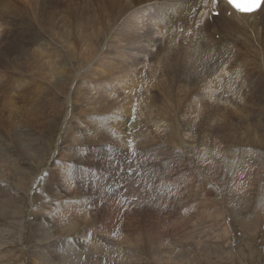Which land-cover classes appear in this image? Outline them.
Returning a JSON list of instances; mask_svg holds the SVG:
<instances>
[{"label": "rangeland", "instance_id": "obj_1", "mask_svg": "<svg viewBox=\"0 0 264 264\" xmlns=\"http://www.w3.org/2000/svg\"><path fill=\"white\" fill-rule=\"evenodd\" d=\"M171 1L121 0L119 11L105 0H2L0 264H264V29L226 36L214 17L216 41L207 9L184 27L160 17ZM201 41L215 80L199 60L186 65ZM168 50L160 89L163 73L151 71ZM130 90L142 103L125 104Z\"/></svg>", "mask_w": 264, "mask_h": 264}, {"label": "bare ground", "instance_id": "obj_2", "mask_svg": "<svg viewBox=\"0 0 264 264\" xmlns=\"http://www.w3.org/2000/svg\"><path fill=\"white\" fill-rule=\"evenodd\" d=\"M91 2V1H93L94 2V4H95V1L94 0H88V2ZM105 1H109V5L110 6H107L108 7V9L111 7V9H114V10H122V5L121 4H119L120 2H121V0H105ZM133 1H135V0H133ZM222 0H220L219 2H221ZM93 2H92V5H93ZM137 2V1H136ZM223 3H225L224 1H222ZM153 3V2H152ZM4 4L6 5V6H8V3L7 2H5L4 1ZM4 4H3V2H2V0L0 1V7H1V9H0V15H4V14H6L8 11L4 8ZM88 4V3H87ZM90 4V3H89ZM107 4V5H108ZM115 4V5H114ZM154 4V3H153ZM159 4V7H161L162 5H164V7L162 8V9H159V7L157 6V10H159V15H160V12L162 13L161 15H160V17L161 16H163L162 18L165 20V21H168V22H170V24H171V22H177L178 24H179V26H181V27H184V26H186V25H188V24H191V21H192V19L193 20H196V19H198L199 17H197V13H199V12H196V11H198L199 9H203V7H205V6H207V0H172L170 3H166L165 2V4H160V3H158ZM91 5V4H90ZM119 5H121V7L119 6ZM148 6V5H147ZM106 7V8H107ZM120 7V8H119ZM130 7L131 8H133V6H131V5H129L128 4V10L130 9ZM138 7V6H137ZM149 7V6H148ZM152 8V7H151ZM219 10H220V13L219 14H221V7H220V3L218 4V7H217ZM149 9V8H148ZM264 8H261V11L260 12H258V14H263V12H264V10H263ZM140 10V9H139ZM85 11V10H84ZM109 11V10H108ZM141 11V10H140ZM139 11V12H140ZM202 11V10H201ZM203 11H204V9H203ZM56 11H53V12H51L50 14V16L47 18L48 20L49 19H52L53 21H56L55 19H57L56 18V15L54 14ZM86 12V11H85ZM129 12H131V11H127V13H129ZM154 12V11H153ZM228 12H230V14L231 13H236V11H234V10H232L229 6H228V10H227V13ZM111 13V12H110ZM148 13V12H147ZM155 13H156V11H155ZM154 13V14H155ZM27 14V13H26ZM114 14H115V12H114ZM29 15V14H28ZM55 15V16H54ZM83 15V14H82ZM88 15V14H87ZM87 15H86V17H87ZM156 15V14H155ZM83 16H85V15H83ZM82 16V17H83ZM147 16V15H146ZM199 16V15H198ZM256 16H257V14H255V15H241V14H236L235 16H231V17H226L225 15L224 16H219V17H216V18H220V19H222L223 21H224V23L226 24L224 27H223V29H228V30H230V31H227V30H224L225 31V35L226 36H228V35H231L232 34V32H236L238 29H242V30H245V31H252V32H258L257 34L259 35V33L261 32V30H263L264 29V20H263V18L264 17H261V19H258L256 22H252V21H254L255 20V18H256ZM2 17V16H1ZM1 17H0V20H1ZM23 17H26V16H23ZM29 17H30V15H29ZM89 17V16H88ZM88 17H87V19H88ZM92 17V16H91ZM96 17V16H95ZM129 17V16H128ZM133 17V16H132ZM135 17V16H134ZM100 18V17H99ZM26 19V18H25ZM86 19V18H85ZM130 19V18H129ZM47 20V21H48ZM84 20V19H83ZM89 20V19H88ZM87 20V21H88ZM92 20H94L95 21V19H92ZM113 20V19H112ZM124 20V19H123ZM131 20V19H130ZM43 21V20H42ZM87 21H85V22H87ZM98 21V20H97ZM100 21V20H99ZM98 21V22H99ZM121 21V20H120ZM132 21V20H131ZM147 21V20H146ZM164 21V22H165ZM92 22V21H91ZM101 22V21H100ZM143 22V21H142ZM157 22V21H156ZM104 23V22H103ZM109 23H110V21H109ZM113 23V22H112ZM111 23V24H112ZM119 23V22H118ZM117 23V24H118ZM121 23V22H120ZM129 23V22H128ZM132 23V22H131ZM158 23V22H157ZM0 24H1V22H0ZM93 24H96V23H94L93 22ZM133 24V23H132ZM159 24V26L161 27H163V25L161 24V23H158ZM157 24V25H158ZM170 24H168V25H170ZM173 24V23H172ZM197 24V23H196ZM84 25V24H83ZM90 25V24H89ZM88 25V26H89ZM91 25H92V23H91ZM104 25V24H103ZM107 25H108V23H107ZM131 25V24H130ZM146 25V24H145ZM151 25V24H150ZM155 25V24H154ZM157 25H155V26H153V24L151 25V26H153V27H156ZM194 25H195V23H194ZM194 25H193V27H194ZM88 26H87V28H88ZM96 26V25H95ZM102 26V25H101ZM100 26V27H101ZM112 26H113V24H112ZM173 26H174V24L172 25V27H170V28H173ZM89 27H91V26H89ZM102 27H104V26H102ZM114 27V26H113ZM175 27V26H174ZM176 27H177V25H176ZM189 27V26H188ZM207 27V26H206ZM12 28L14 29V26H12ZM29 27L28 26H26L25 28H23L24 30H26L27 32L30 30L31 31V29H28ZM85 28H86V26H85ZM112 28V27H111ZM115 28V27H114ZM127 28H130V27H127ZM192 28V27H191ZM91 29V28H90ZM93 29V28H92ZM91 29V30H92ZM95 29V28H94ZM99 29V28H98ZM98 29H96V31L98 30ZM102 29V28H101ZM113 29V28H112ZM126 29V28H125ZM156 29H157V27H156ZM84 30V29H83ZM87 30V29H86ZM89 30V29H88ZM91 30H89V32L91 31ZM105 30V29H104ZM111 30V29H110ZM128 30V29H127ZM132 30V29H131ZM192 30H194V29H192ZM26 31H24V32H26ZM94 32H95V30H93ZM99 31V30H98ZM113 31V30H112ZM88 32V33H89ZM93 32V33H94ZM100 32V31H99ZM130 32V31H129ZM176 32H178V31H176ZM203 32V31H202ZM84 33V32H83ZM93 33H91V34H93ZM98 33V32H97ZM131 33V32H130ZM174 33V32H173ZM105 34V33H104ZM126 34V33H125ZM129 34V33H128ZM202 34V33H201ZM106 35V34H105ZM180 35V34H179ZM178 35V36H179ZM196 35H198V34H196ZM195 35V36H196ZM256 35V34H255ZM109 36V35H108ZM121 36V35H120ZM127 37H128V35H126ZM130 36V35H129ZM201 36V35H200ZM106 37V36H105ZM185 37V36H184ZM40 38H41V36H40ZM94 38H96V40H97V42H95V43H98V45L96 46V48H95V50L96 51H98V50H100V48L102 47V45H101V43L103 42V39L101 40V41H99V39H100V36L98 37V36H96V37H94ZM130 38V37H129ZM111 39V38H110ZM238 39V38H237ZM39 40V39H38ZM87 40L89 41V43H90V45L93 47V49H94V46H93V41H94V39L93 38H87ZM227 40V39H226ZM232 40H233V38H232ZM31 41H32V39H31ZM99 41V42H98ZM122 41V40H121ZM190 41V40H189ZM192 41V40H191ZM229 41V40H228ZM243 41V40H242ZM126 42H128V44H129V41H126ZM206 42V41H205ZM222 42H224V41H222ZM233 42V41H232ZM235 42V41H234ZM237 42H238V40H237ZM11 43V42H10ZM106 43H107V41H106ZM110 43H112L113 44V42H108V44H110ZM192 43H193V41H192ZM236 43V42H235ZM115 44V43H114ZM151 44V43H150ZM196 44H198L197 42H196ZM201 44H202V41L198 44V45H195V46H188L187 47V51H186V53H187V55H188V61H184V63H186V65H188V66H191L190 64H192V61H193V59H196V60H199L198 61V68L199 69H201L202 68V70L201 71H203V72H205V73H207V75H213L212 76V78H213V80H215V78H217L216 76H217V72L215 71V70H213L212 68L211 69H208V70H206L205 69V63H204V60L206 59H203V55L205 56V54H208V49L207 50H205L204 48V50L203 49H200V47H201ZM222 44V43H221ZM23 45V44H22ZM189 45V44H188ZM225 45V44H224ZM223 45V46H224ZM111 46V45H110ZM113 46H115V45H113ZM221 46V45H220ZM26 47V46H25ZM25 47H23V48H25ZM107 47V46H106ZM27 48V47H26ZM109 48V47H108ZM221 48H222V46H221ZM43 50H45L44 48H42ZM26 50V49H25ZM25 50H23V52H26ZM107 50V49H106ZM111 50V49H110ZM119 50H120V48H119ZM220 50V49H219ZM218 50V51H219ZM198 52H200L201 53V55L202 56H198ZM227 52V51H226ZM229 52V51H228ZM223 53V51H221L220 52V55ZM5 53H3L2 54V51L0 52V60L2 59V58H5L6 59V55H4ZM25 54V53H24ZM117 54V53H116ZM4 55V56H3ZM26 55V54H25ZM223 55V54H222ZM27 56V55H26ZM51 55H49V57H50ZM146 56V55H145ZM86 57V56H85ZM217 57V56H216ZM213 58V57H212ZM171 59V54H170V51L168 50V52H166L164 55H162V58L159 60V61H157V67H158V64L161 66V67H163L164 69H159V70H161V71H158V70H153V71H151V74L153 75V77H155V75H158L157 77H159V75L161 74V73H163V71L165 70V69H167L168 67H170L169 65H168V60H170ZM51 60V59H50ZM123 60V59H122ZM186 60V59H185ZM116 61H117V59H116ZM146 61V60H145ZM182 62H183V60H182ZM203 62V63H202ZM24 63L25 62H21V63H19L18 62V60H17V62H15L14 64H12V66H13V68L15 69V67L14 66H17L16 67V69L20 72V74L19 75H21V76H25L26 75V73H25V71H26V69H25V67H24V69H23V66H25L24 65ZM80 63H81V61H80ZM152 63V62H151ZM183 63V64H184ZM52 64H54V63H52ZM98 64V63H97ZM153 64V63H152ZM155 64H156V62H155ZM154 64V65H155ZM180 65V64H179ZM181 65H182V63H181ZM142 66V65H141ZM238 66H239V64H238ZM80 67V66H79ZM143 67V66H142ZM148 67V66H147ZM153 67V66H152ZM156 67V68H157ZM174 67V66H173ZM176 67H178V66H176ZM11 68V67H10ZM127 68V67H126ZM171 68V67H170ZM189 68V67H188ZM132 69V68H131ZM138 69V68H137ZM140 69V68H139ZM143 69V68H142ZM216 69V68H215ZM133 70V69H132ZM16 71V70H15ZM137 71H139V70H137ZM143 71V70H142ZM216 72V74L214 75V74H212L213 72ZM60 72H62V73H67V71L64 69V70H62V71H60ZM72 72V71H71ZM43 73V72H42ZM110 73V72H109ZM109 73H107V70L105 69V68H101V67H97L96 69H95V72H94V74L96 75V76H98V77H104V76H109L108 74ZM137 73V72H136ZM165 73V72H164ZM164 73L163 74H161L160 76H162L163 78H164V81H161L160 80V85H159V87H160V89H163L164 88V86L165 87H168V85H167V82H165L166 81V79H165V75H164ZM235 73V72H234ZM17 74H18V72H17ZM46 74V73H45ZM27 75H29V74H27ZM26 75V76H27ZM226 75V74H225ZM140 76V75H139ZM141 76H143V75H141ZM219 76V75H218ZM224 76V75H223ZM133 77V76H132ZM172 77V76H171ZM30 78V77H29ZM167 78V77H166ZM228 78V77H227ZM230 78H232V77H230ZM27 79V78H26ZM105 79V78H104ZM115 78H113V80H114ZM138 79H139V77H138ZM146 79V78H145ZM160 79V78H159ZM243 79H244V77H243ZM12 80V79H11ZM60 80V82H62V80L61 79H59ZM139 80H141V78L139 79ZM217 80V79H216ZM230 80H232V79H230ZM58 81V80H57ZM143 81V80H142ZM142 81H140V82H142ZM32 82V81H31ZM100 82V81H99ZM117 82V81H116ZM115 82V83H116ZM114 83V84H115ZM136 83H138V85H139V82H138V80H136ZM135 83V84H136ZM157 83H159V82H157ZM25 84V83H24ZM30 83H28V82H26V86H28ZM101 86L103 85V84H105L104 82H101V83H99ZM121 84V83H120ZM259 84V83H258ZM10 85V84H9ZM8 84H6V86L8 87V88H10V86H9ZM61 85H63V83L61 84ZM117 85V84H116ZM121 85H123L124 87L123 88H125V89H130L131 88V86L127 83V82H125V83H123V84H121ZM138 85H136V86H138ZM145 85V84H144ZM148 85V84H147ZM147 85H145V86H147ZM241 85V84H240ZM11 86H13L12 84H11ZM101 86H99V87H101ZM108 86V85H107ZM118 86H119V84H118ZM140 86V85H139ZM138 86V87H139ZM154 86V85H153ZM17 87V86H16ZM21 87V86H20ZM122 87V86H121ZM138 87H136L137 89H138ZM152 87V86H151ZM3 88V87H2ZM13 88V87H12ZM146 89H148L149 87H145ZM153 88V87H152ZM144 89V88H143ZM150 89V88H149ZM148 89V90H149ZM167 89V88H166ZM105 90V89H104ZM112 90H117V89H115V88H112ZM112 90H108L109 92H111ZM138 90H140V89H138ZM151 90V89H150ZM229 90V89H228ZM137 91V90H136ZM135 91V92H136ZM144 91V90H143ZM113 92H115V91H113ZM113 92H111L112 94H113ZM130 92V97L128 96V100H126L125 101V104L126 103H128V102H130V99L132 100L133 99V97H135V99H137V101L139 100L140 101V99H142L141 98V96L139 97L138 95H137V93H136V95L134 94V92L133 91H129ZM141 92V91H140ZM110 93V94H111ZM149 93V92H148ZM12 94V93H11ZM126 94V93H125ZM128 94V93H127ZM103 95V94H102ZM151 95V94H150ZM166 95V94H165ZM254 96V95H253ZM149 97V96H148ZM160 99V98H159ZM166 99H168V98H166ZM94 100V99H93ZM89 101V104L92 106V110H93V107L94 108H96V105H98L100 102H99V100H96V102L94 103V102H91L90 100H88ZM161 101V100H160ZM135 102V101H134ZM134 102H132V103H134ZM151 102V101H150ZM153 102V101H152ZM137 104L139 103V102H136ZM140 103H142L141 101H140ZM148 102H146V104H147ZM32 105V104H31ZM131 105V104H130ZM134 105H136V104H134ZM14 106V105H13ZM90 106V107H91ZM137 106V105H136ZM157 106V105H156ZM133 108H134V106H132ZM158 107V106H157ZM156 107V108H157ZM133 108H128V107H124L123 109H124V111L126 112V113H129ZM146 108V107H145ZM159 108V107H158ZM137 108H135L134 110H136ZM140 109V108H139ZM153 109H154V106H153ZM153 109L151 108H148V110H147V108L146 109H143L146 113H147V115L149 114V117H150V115H152L151 113H152V111H153ZM160 109H162V108H160ZM13 110V109H12ZM17 110V109H16ZM151 112V113H150ZM23 113V112H22ZM156 114V113H155ZM22 115V114H21ZM25 115V114H24ZM32 115V114H31ZM38 115V114H37ZM36 115V116H37ZM119 116H121V115H119ZM156 116H159V114H157ZM122 117H123V115H122ZM121 117V118H122ZM120 118V117H119ZM151 118V117H150ZM116 119V118H115ZM134 119V118H133ZM155 119V124L157 123V119L155 118V116H154V118H153V120ZM124 120H126V119H124ZM123 120V121H124ZM152 120V121H153ZM120 121V120H119ZM130 120H128V122H129ZM134 121H135V119H134ZM121 123V122H120ZM130 123V122H129ZM132 124V123H131ZM154 124V125H155ZM124 125V124H123ZM121 127H122V124L120 125ZM65 127V126H64ZM126 127V126H125ZM160 128L161 127V125L160 124H157L156 125V128ZM74 129V128H73ZM117 129V128H116ZM124 129V128H123ZM170 129V128H169ZM75 130V129H74ZM116 132H118L119 130H115ZM68 132V131H67ZM25 133L26 132H24L23 134L25 135ZM69 133V132H68ZM183 133V132H182ZM34 133L31 131V130H29V132H28V135L27 136H29V140L27 141V142H24L23 141V139H21V141H23V145H24V148H29V150H31V148H30V144H29V142H31V141H35L36 140V143H39V140L37 139L38 138V136H34L33 135ZM128 134V133H127ZM184 134V133H183ZM34 136V137H33ZM75 137V135L73 136V138ZM0 138H2L1 137V134H0ZM16 138H17V136H16ZM72 138V139H73ZM128 139L130 140V137H128ZM140 138H138V140H139ZM184 139H185V135H184ZM137 140V139H136ZM68 142V141H67ZM57 145V144H56ZM27 146H29V147H27ZM58 146V145H57ZM31 151H34V150H31ZM30 153V152H29ZM52 154L54 155V151H52ZM248 155V154H247ZM50 159H51V156H50ZM42 161V160H41ZM62 161H64L63 159H62ZM65 167V164L63 165V164H61V167ZM63 172H65V173H63L62 175L64 176V177H67L68 178V173L70 172V170L69 171H67V170H65V171H63ZM39 174V173H38ZM70 174V173H69ZM62 176V177H63ZM38 177H39V175H38ZM37 177H35V179H36ZM71 179V178H70ZM72 180V179H71ZM25 181L24 180H22V181H20L19 182V184H18V186L19 187H21V188H23L24 189V183ZM85 188V187H84ZM26 189V188H25ZM90 189V188H89ZM83 191V190H82ZM80 195V194H79ZM61 200H62V198H61ZM67 203H65L64 205H66ZM82 204V203H81ZM83 205H85V204H83ZM58 206V205H57ZM59 206H60V204H59ZM58 206V207H59ZM79 206H80V204H79ZM61 207V206H60ZM59 207V208H60ZM78 207V206H77ZM50 208V207H49ZM59 208H58V210H59ZM62 208V207H61ZM72 208V207H71ZM68 209V206H65V210L66 211H68L67 210ZM48 210V209H47ZM78 210H82V212L84 213V215H86V214H88L87 212H86V210H88V208L86 209L85 207H82V205H81V207H79V209ZM46 211V210H45ZM55 211H57V209L55 210ZM60 211V210H59ZM58 211V212H59ZM57 212V213H58ZM61 213V212H60ZM55 214V213H54ZM59 214V213H58ZM70 213L68 212V213H65V214H63V215H65V216H67V219H68V221L70 222V223H72V216L71 215H69ZM61 216V215H60ZM83 216V215H82ZM87 216V215H86ZM79 218V217H78ZM73 219H75V218H73ZM77 220V219H76ZM75 220V221H76ZM84 220H86V219H84ZM78 221V220H77ZM87 221V220H86ZM45 222V221H44ZM79 222V221H78ZM227 222V221H226ZM66 224V223H65ZM68 224V223H67ZM75 224V223H74ZM44 225V224H43ZM79 225V224H78ZM77 225V226H78ZM227 225V224H226ZM69 226H71V225H69ZM76 226V227H77ZM246 228V227H245ZM253 228V227H252ZM42 229V228H41ZM72 229V228H71ZM73 229H74V227H73ZM227 232L229 235L231 234V230H230V227H229V225H227V227L225 226V230H224V232ZM246 231H250V230H248V229H246ZM43 235L45 236V235H48L49 234V231H47V230H44L43 231ZM52 233V232H51ZM42 235V236H43ZM225 235V234H224ZM48 236H50V235H48ZM223 238V237H222ZM67 243V242H66ZM66 246V245H65ZM52 248H54V247H52ZM69 248V247H68ZM64 250H65V248H64ZM160 250V249H159ZM66 251V250H65ZM60 253H61V251H60ZM228 253L229 254H233V251L232 250H230L229 249V251H228ZM60 256V255H59ZM242 261V260H241Z\"/></svg>", "mask_w": 264, "mask_h": 264}, {"label": "snow or ice", "instance_id": "obj_3", "mask_svg": "<svg viewBox=\"0 0 264 264\" xmlns=\"http://www.w3.org/2000/svg\"><path fill=\"white\" fill-rule=\"evenodd\" d=\"M212 2L216 4L218 0H212ZM227 4L242 15H251L264 8V0H227ZM215 15L219 16V13L217 12ZM41 178L43 179V177Z\"/></svg>", "mask_w": 264, "mask_h": 264}]
</instances>
